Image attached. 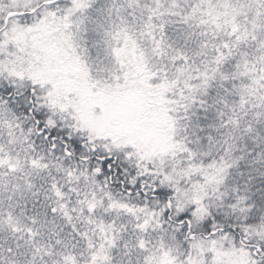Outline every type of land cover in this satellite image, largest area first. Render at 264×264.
Listing matches in <instances>:
<instances>
[{
  "label": "snow or ice",
  "instance_id": "obj_1",
  "mask_svg": "<svg viewBox=\"0 0 264 264\" xmlns=\"http://www.w3.org/2000/svg\"><path fill=\"white\" fill-rule=\"evenodd\" d=\"M0 264H264V0H0Z\"/></svg>",
  "mask_w": 264,
  "mask_h": 264
}]
</instances>
